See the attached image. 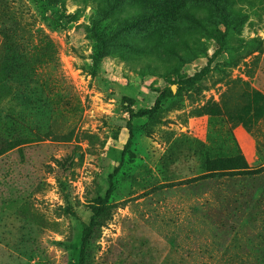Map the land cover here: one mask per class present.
I'll return each mask as SVG.
<instances>
[{
    "label": "rangeland",
    "instance_id": "374dc122",
    "mask_svg": "<svg viewBox=\"0 0 264 264\" xmlns=\"http://www.w3.org/2000/svg\"><path fill=\"white\" fill-rule=\"evenodd\" d=\"M120 162L85 264H264V0H0V264H78Z\"/></svg>",
    "mask_w": 264,
    "mask_h": 264
},
{
    "label": "trees",
    "instance_id": "16d2710c",
    "mask_svg": "<svg viewBox=\"0 0 264 264\" xmlns=\"http://www.w3.org/2000/svg\"><path fill=\"white\" fill-rule=\"evenodd\" d=\"M163 1H168V0H163ZM173 1L174 0H172V2ZM200 1H206V2H209L211 4H216V2H218L219 0H200ZM160 6H162V5L153 4V2H152V4L148 8V10H150V12H149V14H147L146 17H151L153 15H157V16L163 15L164 16V14H163L164 12H163V10L161 9ZM165 8L169 9L170 7L166 6ZM139 12H141V10L137 11V17L133 21V23H136V21L138 19H145L146 18L145 16H143L144 15L143 12L142 13H139ZM182 15L187 17L188 19H191V20L194 19L193 14H191L190 12H184ZM170 48H172V47H170ZM187 84L188 85L191 84V79L183 80V81L180 82L179 85L180 86H182V85L186 86ZM170 95L171 94L168 91L161 92L157 96V98H156V100H155V102H154V104H153V106L151 108L140 109L137 112H134L132 110V108H131V106L133 104V100L129 99V98H123V101L127 103V105L125 106V109H126V112L129 115V119L135 118V117H148L150 119H154L155 118V114L160 109L161 102L164 99H166L167 97H169ZM127 131H128V141L124 145V150H123L124 153L129 150L130 141H131V138H132V135H133V129H132V127H131L129 122L127 123ZM120 166H121V162L119 163L118 166L115 167V169L112 172V174H110L109 177H108L109 189L107 190L105 197L98 198L96 200V202H95L96 204L92 206V216L90 218V221H89L88 225L86 226V229L84 230V236L82 238L78 264H85L86 257H87L88 239H89V237H90V235H91V233L93 231V228L98 223L97 219L100 217L101 214H103L106 211L107 199H108V197H109V195L111 194V191H112V180H113V178H114L115 174L117 173V171H118Z\"/></svg>",
    "mask_w": 264,
    "mask_h": 264
}]
</instances>
